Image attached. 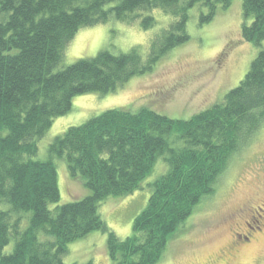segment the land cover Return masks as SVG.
<instances>
[{
	"label": "trees",
	"instance_id": "1",
	"mask_svg": "<svg viewBox=\"0 0 264 264\" xmlns=\"http://www.w3.org/2000/svg\"><path fill=\"white\" fill-rule=\"evenodd\" d=\"M241 1L242 37L259 51L223 102L188 120L145 108L107 110L56 137L50 159L40 161V141L55 119L71 113L76 97L110 95L152 72L190 40L191 10L207 8L203 26L234 0H0V264H66L69 245L93 232L108 235L116 264L162 259L197 206L216 193L233 156L264 128V0ZM157 10L175 21L152 39L146 54L137 48L102 52L57 70L81 29L114 20L140 22L150 31ZM53 159L65 160L71 178L91 194L51 209L61 200ZM159 159L169 170L150 184L148 205L135 218L133 235L122 240L99 208L111 197L141 190ZM12 240L13 252L2 254Z\"/></svg>",
	"mask_w": 264,
	"mask_h": 264
},
{
	"label": "rangeland",
	"instance_id": "2",
	"mask_svg": "<svg viewBox=\"0 0 264 264\" xmlns=\"http://www.w3.org/2000/svg\"><path fill=\"white\" fill-rule=\"evenodd\" d=\"M207 12L202 5L191 10L190 40L161 58L152 72L133 78L110 95L76 97L71 113L55 119L40 141L36 160L48 161V148L56 137L107 110L138 112L145 108L172 119L188 120L223 102L226 94L244 79L259 49L242 37L241 0H234L227 11H220L212 22L202 26L201 14ZM152 15L157 24L150 31H144L140 22L127 24L114 20L81 29L67 47L57 70L80 59L95 58L102 52L118 55L137 48L146 54L152 39L175 21L160 10ZM251 23L252 19L247 21L248 25ZM53 161L58 170L61 200L51 205V209L91 194L80 179L71 178L65 160ZM168 170V164L159 159L141 190L125 197H111L101 204L99 213L118 238L124 240L133 235L134 220L147 207L152 195L150 184ZM248 226L261 232L251 245L236 250L235 233L243 235ZM107 241V234L93 232L69 245L64 262L116 264L109 257ZM14 248L12 240L2 254L12 253ZM157 264H264V128L233 156L216 186V193L197 206L170 240Z\"/></svg>",
	"mask_w": 264,
	"mask_h": 264
},
{
	"label": "flooded vegetation",
	"instance_id": "3",
	"mask_svg": "<svg viewBox=\"0 0 264 264\" xmlns=\"http://www.w3.org/2000/svg\"><path fill=\"white\" fill-rule=\"evenodd\" d=\"M260 229H255L251 226H248L245 229V233L243 235L235 233V249H239L241 246L251 245L255 241V236L259 234ZM232 249V250H235Z\"/></svg>",
	"mask_w": 264,
	"mask_h": 264
}]
</instances>
